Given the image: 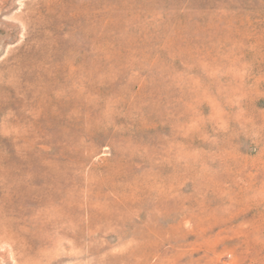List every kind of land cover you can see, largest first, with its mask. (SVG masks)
Instances as JSON below:
<instances>
[{
  "label": "rangeland",
  "instance_id": "rangeland-1",
  "mask_svg": "<svg viewBox=\"0 0 264 264\" xmlns=\"http://www.w3.org/2000/svg\"><path fill=\"white\" fill-rule=\"evenodd\" d=\"M0 264H264V0H0Z\"/></svg>",
  "mask_w": 264,
  "mask_h": 264
}]
</instances>
